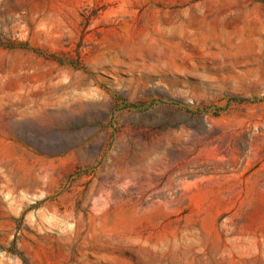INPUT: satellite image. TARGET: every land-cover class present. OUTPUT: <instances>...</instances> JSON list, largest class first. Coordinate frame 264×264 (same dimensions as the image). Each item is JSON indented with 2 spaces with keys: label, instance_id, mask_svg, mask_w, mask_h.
I'll return each instance as SVG.
<instances>
[{
  "label": "rangeland",
  "instance_id": "rangeland-1",
  "mask_svg": "<svg viewBox=\"0 0 264 264\" xmlns=\"http://www.w3.org/2000/svg\"><path fill=\"white\" fill-rule=\"evenodd\" d=\"M0 264H264V0H0Z\"/></svg>",
  "mask_w": 264,
  "mask_h": 264
}]
</instances>
